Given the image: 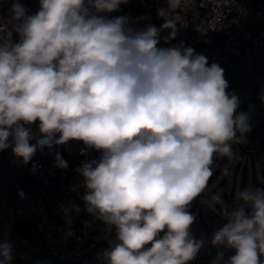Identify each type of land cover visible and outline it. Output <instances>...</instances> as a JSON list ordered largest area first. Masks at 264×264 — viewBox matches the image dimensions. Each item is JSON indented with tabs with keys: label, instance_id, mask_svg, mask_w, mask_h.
<instances>
[{
	"label": "clouds",
	"instance_id": "1",
	"mask_svg": "<svg viewBox=\"0 0 264 264\" xmlns=\"http://www.w3.org/2000/svg\"><path fill=\"white\" fill-rule=\"evenodd\" d=\"M123 3L39 0L28 15L13 0L19 40L10 30L0 42V151L11 147L27 164L37 150L82 141L101 153L78 169L86 211L115 229L104 264H190L204 240L190 232L189 207L208 188L214 155L235 159L232 144L245 142L249 117L237 114L239 98L218 64L182 42L158 46L163 30L165 43L175 39L181 0L158 9L160 28L142 30L127 16L108 17ZM37 122L41 136L31 144L27 126ZM55 164L68 166L59 153ZM235 199L211 243L234 251L226 264H264V190L246 187ZM204 203L214 210L223 200L217 193ZM12 251L0 243V264H11Z\"/></svg>",
	"mask_w": 264,
	"mask_h": 264
},
{
	"label": "built area",
	"instance_id": "2",
	"mask_svg": "<svg viewBox=\"0 0 264 264\" xmlns=\"http://www.w3.org/2000/svg\"><path fill=\"white\" fill-rule=\"evenodd\" d=\"M28 15L39 10V0H19ZM196 2L202 11L208 27L215 33H224L223 44L229 50L241 51L248 61H257L264 66V0H181L176 10L186 13L190 5ZM13 0H0V42L8 40V33L13 25L10 23ZM134 0L120 5L119 10L107 14L109 18L127 16L132 26V7ZM13 42H18V34L12 30ZM180 45L173 42V47ZM248 124L254 132L242 146L247 157L264 155V100L262 96L248 110ZM36 143L40 138L38 123L28 125ZM59 148L70 155H75L77 164L74 171L85 162L98 160L101 153L88 149L82 141L71 140ZM83 150V154H82ZM64 159V158H63ZM67 168L57 167L55 159L50 161L32 157L28 162V171L38 185L51 184L57 178L68 179L66 187H72L73 168L69 159ZM83 178V177H82ZM82 187L84 194L86 188ZM13 218L17 222L28 223L31 233L21 238V247L17 256L24 264H104L101 253L109 247V241L115 242V229H108L102 221L90 215L84 206L74 197L57 196L50 201L43 192L27 190L15 186L10 196ZM98 227H100L99 230ZM191 234L200 239L196 229L191 227ZM94 244L89 240L95 236ZM190 264H207L201 250Z\"/></svg>",
	"mask_w": 264,
	"mask_h": 264
},
{
	"label": "trees",
	"instance_id": "3",
	"mask_svg": "<svg viewBox=\"0 0 264 264\" xmlns=\"http://www.w3.org/2000/svg\"><path fill=\"white\" fill-rule=\"evenodd\" d=\"M152 3L154 5L167 8L166 0H152ZM132 8H133L132 13L135 18V25L133 26V28H135L136 30H142L148 25H155L157 28H160L161 25L164 23L163 17L152 15L151 13L147 11L146 7L141 6L139 2L137 1L134 2V5ZM176 28H177V32H176L175 39L169 40L167 43L164 42L163 37L168 36L170 34V30L161 31L160 44L158 45L159 47H164V48L173 47L174 41L178 42L179 44H181L182 42L185 47L191 46L192 48H194L196 54H199L198 51H201L206 47L207 45L206 40L203 37L197 35L194 29L188 28V27H181L177 25H176ZM213 63L218 64L221 68L224 69V76L229 84V87L228 89H226V91L229 93H233V94L239 91V89L241 88V83L236 79L233 70L229 68L227 65L223 64L219 60H208V66H211V64ZM255 94L256 93H253V92L249 93L240 102V104L242 105V103L244 104L250 99L256 100L257 98H255ZM253 136H254V132L250 128V131L245 134V137L249 139V138H252ZM31 144H34V143H31ZM241 145L242 143H233L232 150H235V151L239 150L242 152ZM57 153H59L62 158L70 160V164L73 167L70 170V175L71 177L74 178L73 184H72L73 188L66 187V185H68L69 183V178L68 179L57 178L55 180H52L51 184L38 185L34 182L33 178L30 176L28 167L26 168L24 175L21 177L20 184H18L17 186L25 187L27 190H30V191L43 192L46 194L47 198H49L50 201H54V199L57 196H61V195H67L69 197H74L86 209V205L83 201V196L85 195L83 191V187H82L83 178L80 174L74 171V167L77 164V158L75 155H70L68 153H65L59 148V146H56L52 150H49L47 148H45L43 151L37 150V152L35 153L33 157H37L42 160L50 161L52 159H55ZM218 159L219 160L221 159L223 161L224 158L219 156ZM225 160H226L225 164L229 166L231 161L227 157L225 158ZM222 177H227V175L223 174ZM244 177L246 179V175ZM252 177L253 178L250 181L249 187L253 189L263 190L264 182L260 181L256 174H253ZM244 184H245V181L243 179L242 186ZM218 188L222 189L223 191L225 190V186L223 187L222 184ZM10 196L11 195L8 196V204H9V208L11 209ZM191 227H193V225ZM30 233H31V230H30V225L28 223L17 222L14 219L13 225L11 224V237H12L11 240H12V249H13L12 255L16 261L17 260L21 261L17 257L18 250L21 247V238L24 235H28ZM94 243H95V240L91 238L88 244L91 245Z\"/></svg>",
	"mask_w": 264,
	"mask_h": 264
},
{
	"label": "crops",
	"instance_id": "4",
	"mask_svg": "<svg viewBox=\"0 0 264 264\" xmlns=\"http://www.w3.org/2000/svg\"><path fill=\"white\" fill-rule=\"evenodd\" d=\"M136 1L139 2L141 6L146 7L147 11L152 15L159 16L158 9H160L162 6L154 5L152 3V0H134V2ZM190 9L194 10L195 14L192 19L193 23H191L187 27L190 28L192 26L191 27L192 29L198 31L197 35L203 37L206 40L207 45L203 49V55L207 57V60H219L223 64L227 65L229 68L233 70L236 79L241 83V88L239 89V91L235 93V95L239 98V104L249 93L251 92L256 93L255 94V98H257L256 100L250 99L244 104L243 103L242 105L240 104L237 108V114L247 113L248 110L252 107L253 103H255L260 96H264V66L257 61L246 60L242 55L241 51L239 50H232V51L227 50L223 44L224 33H215L208 27L203 17V13L197 7L196 2H193L190 5L189 10ZM131 14H132L131 18L133 23L132 26H134L135 18L133 16L132 11ZM247 140L248 138L245 137V142H247ZM245 142L242 143L241 149L243 144H245ZM259 180L264 182V180L262 179ZM204 204L206 203H203V201L199 197H197V199L194 200L189 207V211L196 216V220L193 223V227L196 229L200 239L204 240V244L203 247L201 248V252L205 256L207 264H213V261L217 257V254L222 252L224 254V257L223 260L220 262V264H226L228 258L234 254V251L228 250L223 246L221 247L213 246L211 243V239L214 231L222 227L224 223L218 221L219 219L216 216L217 214L213 213V211L217 210L216 208L213 210L207 204L208 208L205 209L203 207ZM11 209L10 212L12 211ZM99 229L100 227H98L97 230ZM9 234H10V242L12 244L11 228ZM261 259L264 260V257H261ZM21 262L22 264H24L22 260Z\"/></svg>",
	"mask_w": 264,
	"mask_h": 264
},
{
	"label": "rangeland",
	"instance_id": "5",
	"mask_svg": "<svg viewBox=\"0 0 264 264\" xmlns=\"http://www.w3.org/2000/svg\"><path fill=\"white\" fill-rule=\"evenodd\" d=\"M197 12V10H196ZM195 12L190 9L187 13H180L175 10L172 15L175 17L177 21V26L187 27L191 23H193V16ZM192 27V26H191ZM190 27V28H191ZM198 33L197 30H195ZM199 54H203V50L198 51ZM235 159L231 160L229 166L225 164V158L223 157V161L218 159L219 155H214L213 158V175L209 180L208 188L204 193L199 196V198L203 201H207L214 194H219L223 200V204H217L215 208L217 210L213 211V213L217 214L218 221L225 223L224 219L221 217V211L223 209L232 210L237 201L235 199L237 190H243L249 186V182L252 179V175L256 174L259 179H263L264 177V155L256 156V157H247L241 151H235ZM28 163L25 164L22 158H17L12 148L9 147L5 150L0 151V243L4 241L10 242V227L7 217V208L5 205V196L6 190L8 187L10 190L14 188L18 184H20L21 177L24 175ZM227 168L228 174L227 177L223 176V169ZM246 175V179L245 176ZM245 181V184L242 186V181ZM222 184L225 186V190L219 189L218 187ZM205 209H207V203L203 205ZM12 217V225L14 222L13 214L11 211ZM99 235H95L92 239H97ZM11 243V242H10ZM11 264H22L21 261L15 260L12 255Z\"/></svg>",
	"mask_w": 264,
	"mask_h": 264
},
{
	"label": "water",
	"instance_id": "6",
	"mask_svg": "<svg viewBox=\"0 0 264 264\" xmlns=\"http://www.w3.org/2000/svg\"><path fill=\"white\" fill-rule=\"evenodd\" d=\"M11 194H12V191L7 192V190H6L5 203H6V207H7V217H8V222H9L10 228H11L12 218H11V212H10V208H9V204H8V196Z\"/></svg>",
	"mask_w": 264,
	"mask_h": 264
},
{
	"label": "flooded vegetation",
	"instance_id": "7",
	"mask_svg": "<svg viewBox=\"0 0 264 264\" xmlns=\"http://www.w3.org/2000/svg\"><path fill=\"white\" fill-rule=\"evenodd\" d=\"M13 188H11L10 190L8 189V187L5 188V190H7V192L12 191ZM6 192V191H5Z\"/></svg>",
	"mask_w": 264,
	"mask_h": 264
}]
</instances>
